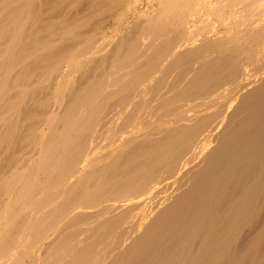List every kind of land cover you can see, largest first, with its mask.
I'll return each mask as SVG.
<instances>
[{
	"label": "bare ground",
	"instance_id": "6f19581e",
	"mask_svg": "<svg viewBox=\"0 0 264 264\" xmlns=\"http://www.w3.org/2000/svg\"><path fill=\"white\" fill-rule=\"evenodd\" d=\"M0 264H264V0H0Z\"/></svg>",
	"mask_w": 264,
	"mask_h": 264
},
{
	"label": "rangeland",
	"instance_id": "374dc122",
	"mask_svg": "<svg viewBox=\"0 0 264 264\" xmlns=\"http://www.w3.org/2000/svg\"><path fill=\"white\" fill-rule=\"evenodd\" d=\"M143 4H144V5H143ZM143 4H142L143 7L141 6L142 9H144V10L147 9V8H148V6H147L148 2H144ZM146 6H147V7H146ZM211 20H213L215 23H217V21H215V20H216V17L211 18ZM217 24H218V23H217ZM255 220H256V219H255ZM255 220H254V221H255ZM256 221H257V220H256ZM252 222H253V221H252ZM257 224H260L259 221H257L256 223L253 222V224H251V225H252L251 227L256 226V227H255V229H256V228H258V227L260 226V225H257ZM253 225H254V226H253ZM251 227H250L249 230L246 231L247 234L245 233V237H244V239H243L245 242H243V244L247 242L246 240H247L248 238H250V237L253 238V237L256 236V234H257V233H256L257 230L255 231V230H253L254 228L252 229ZM251 230H252V231H251ZM254 231H255V232H254ZM253 233H254V234H253ZM255 233H256V234H255ZM251 234H252V235H251ZM250 235H251V236H250ZM252 238H251V239H252ZM245 239H246V240H245ZM251 239H249V240H251Z\"/></svg>",
	"mask_w": 264,
	"mask_h": 264
}]
</instances>
